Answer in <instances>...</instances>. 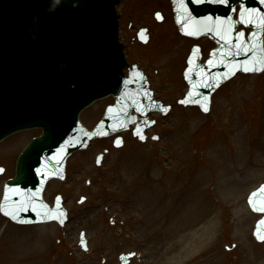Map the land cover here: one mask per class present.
<instances>
[{
    "label": "rangeland",
    "instance_id": "374dc122",
    "mask_svg": "<svg viewBox=\"0 0 264 264\" xmlns=\"http://www.w3.org/2000/svg\"><path fill=\"white\" fill-rule=\"evenodd\" d=\"M131 2L118 12L125 15ZM154 87L161 99L169 94L174 111L153 117L158 126L145 143L124 134L119 149L111 140L97 141L72 157L66 183L77 187L79 205L68 225L19 226L0 214V264H120L119 256L131 252L138 254L131 264H264V243L253 236L258 217L247 204L264 184V73L225 85L209 115L176 105L185 83ZM110 101L84 112L82 122L92 127L94 114ZM39 133L27 131L0 146L6 168L0 202L13 160ZM104 149L98 168L95 158ZM63 186L52 184L51 192L69 190ZM82 231L87 253L78 245Z\"/></svg>",
    "mask_w": 264,
    "mask_h": 264
},
{
    "label": "water",
    "instance_id": "95a60500",
    "mask_svg": "<svg viewBox=\"0 0 264 264\" xmlns=\"http://www.w3.org/2000/svg\"><path fill=\"white\" fill-rule=\"evenodd\" d=\"M53 1L0 0V142L19 131L43 130V135L34 139L19 158L17 174L4 189L0 211L20 225L52 221L64 225L66 211L61 201L50 209L42 195L49 181L65 179V165L70 155L86 149L91 141L127 130L137 117L141 118V123L146 122L151 112L163 109L152 101V96L147 98L145 105L141 104L143 96L137 92L140 84L133 79L90 81L87 73L76 67L73 74H61L56 41L48 50L42 49V14L45 10H55ZM74 1H79V6L74 10L78 15L72 19L73 26L80 20V14L88 11L95 16L105 11V19L112 21L115 6L120 2H64L72 8ZM236 1L241 7L239 22L252 29L248 41L243 32L236 33V22L231 18L226 21L221 16L218 0L214 1V6L210 0H172L175 22L181 34L194 38L207 35L220 44V49L213 53V64L231 52L230 37L237 43L232 74L214 82L210 78L200 80L198 52L193 53L185 74L190 92L181 101L184 106H198L208 113L212 94L227 79L237 72L259 74L264 70V0H234V3ZM14 20L18 26L27 27L25 35H19V44L9 40L8 30ZM56 20L54 15L43 21L54 23ZM113 22L112 28L116 30ZM110 39L115 45L113 34ZM133 84L135 89H131ZM109 95L116 99L115 106L107 109L104 119L94 130L85 129L79 120L80 113ZM132 109L136 110V117H132ZM145 129L141 125L135 136L144 140ZM248 204L255 214L264 215V185L251 193ZM254 236L264 242V217L256 224ZM81 245L87 249L84 234ZM122 259L124 264L128 262V257Z\"/></svg>",
    "mask_w": 264,
    "mask_h": 264
},
{
    "label": "flooded vegetation",
    "instance_id": "af4514ba",
    "mask_svg": "<svg viewBox=\"0 0 264 264\" xmlns=\"http://www.w3.org/2000/svg\"><path fill=\"white\" fill-rule=\"evenodd\" d=\"M124 1L127 0H123L121 5ZM159 2L160 0H132L125 15L118 12L119 43L123 46L122 52L125 56V65L122 67L119 63L117 68L121 72L119 76L124 78H130L132 77L133 72H137L134 75L135 78L141 81L142 79H145V82L149 83L150 89L155 92V99L162 102L166 107H169V110L174 111V105L167 101V96L169 98V94H163L162 97L164 96L166 99H161L158 96L159 90L155 89L154 84L157 81L165 84H171L172 82L185 83L184 73L188 66V59L195 47L199 48L200 64L202 72L205 73L211 54L213 50L217 48V45L206 36L201 37L199 40L181 36L175 28L174 21L170 18V0L167 1V5ZM237 14L238 6H235V18H237ZM87 52L89 58V70L94 74V63L96 60L100 62L102 61V54L99 51L96 52L93 50V46H91V49H88ZM103 57H105L104 53ZM118 69H114L113 71L117 72ZM107 71H111L110 67H102L98 69L96 73L101 76ZM174 93L175 89L173 88V91H171V98H173ZM100 103H97L96 106ZM112 103L113 100L111 99L110 103L100 107L98 112L95 110L98 118L93 125L101 119L105 109ZM96 114H94V116ZM155 121L156 126H158V121ZM115 139V137L111 139L113 145ZM107 152V149H104L97 155L95 158L96 165L98 160L101 162L105 161ZM17 157L18 155L16 158ZM11 158H13V156ZM69 162L66 168L67 179L71 170ZM56 183L59 182L53 181L49 183L45 190L44 198L46 202L53 207L57 198L61 197L64 206L68 210V217L70 218V211L77 209L79 205L78 200H76L74 197L75 195H73L74 192H76L77 187L74 186V183L67 184L65 181V183L59 184L64 186L68 185L67 187L69 190L64 189L63 186L62 189L64 190L56 193L51 192V185Z\"/></svg>",
    "mask_w": 264,
    "mask_h": 264
},
{
    "label": "snow or ice",
    "instance_id": "6c2138e0",
    "mask_svg": "<svg viewBox=\"0 0 264 264\" xmlns=\"http://www.w3.org/2000/svg\"><path fill=\"white\" fill-rule=\"evenodd\" d=\"M205 111H207V109H205Z\"/></svg>",
    "mask_w": 264,
    "mask_h": 264
},
{
    "label": "bare ground",
    "instance_id": "6f19581e",
    "mask_svg": "<svg viewBox=\"0 0 264 264\" xmlns=\"http://www.w3.org/2000/svg\"><path fill=\"white\" fill-rule=\"evenodd\" d=\"M182 254H184V253H182Z\"/></svg>",
    "mask_w": 264,
    "mask_h": 264
}]
</instances>
